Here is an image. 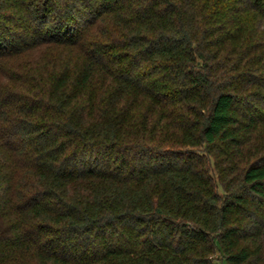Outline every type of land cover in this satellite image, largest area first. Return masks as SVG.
Returning a JSON list of instances; mask_svg holds the SVG:
<instances>
[{
	"label": "trees",
	"instance_id": "1",
	"mask_svg": "<svg viewBox=\"0 0 264 264\" xmlns=\"http://www.w3.org/2000/svg\"><path fill=\"white\" fill-rule=\"evenodd\" d=\"M0 264H264V0H0Z\"/></svg>",
	"mask_w": 264,
	"mask_h": 264
},
{
	"label": "rangeland",
	"instance_id": "2",
	"mask_svg": "<svg viewBox=\"0 0 264 264\" xmlns=\"http://www.w3.org/2000/svg\"><path fill=\"white\" fill-rule=\"evenodd\" d=\"M33 61L36 63V68H40L43 66L44 64V60L42 57L40 56H33Z\"/></svg>",
	"mask_w": 264,
	"mask_h": 264
}]
</instances>
